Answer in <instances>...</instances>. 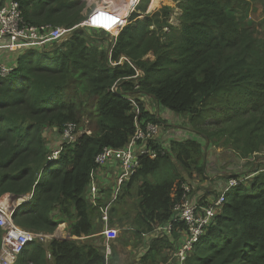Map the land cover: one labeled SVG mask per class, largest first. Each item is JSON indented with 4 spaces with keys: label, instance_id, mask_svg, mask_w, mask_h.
<instances>
[{
    "label": "trees",
    "instance_id": "obj_1",
    "mask_svg": "<svg viewBox=\"0 0 264 264\" xmlns=\"http://www.w3.org/2000/svg\"><path fill=\"white\" fill-rule=\"evenodd\" d=\"M18 1L30 25L66 28L71 36L28 50L18 56L11 73L0 74V199L33 193L32 200L18 207L14 222L49 235L67 224L72 239L33 245L16 264H109L105 246H97L95 238L81 239L95 235V216L100 214L86 192L102 150L122 149L134 135V103L142 119L157 120L145 108L143 96L183 117L184 128L195 135L171 143V153L189 177L206 178L212 164L200 139L215 147L235 135L240 138L236 151L245 156L264 153V40L254 36L245 0H165L177 3L179 27L170 24L174 9L169 6L144 19L134 13L111 53L80 26L86 19L85 1ZM159 4L153 0V7ZM148 55L154 60L145 59ZM122 58L128 61L113 65ZM69 123L83 129L88 123L94 131L65 143L59 160L50 163L45 131L61 132ZM171 153L155 160L142 157L129 183L140 184L136 198L147 226L143 237L174 218L182 196L175 192V178L148 180L164 162H173ZM246 174L186 264H264V167ZM230 178L240 180V175ZM185 230V223H177L171 235L178 241ZM2 235L0 228V250ZM163 259L168 262V256Z\"/></svg>",
    "mask_w": 264,
    "mask_h": 264
},
{
    "label": "built area",
    "instance_id": "obj_2",
    "mask_svg": "<svg viewBox=\"0 0 264 264\" xmlns=\"http://www.w3.org/2000/svg\"><path fill=\"white\" fill-rule=\"evenodd\" d=\"M141 1L131 0L130 5L125 7L123 12H119L121 8H117L113 12L112 7L119 6L117 0H115V4L111 3L110 0H104L102 5L98 6L89 17H86L80 26L107 34L109 39L101 41L100 46L111 53L119 35L130 23V18ZM70 33L71 30L52 25H30L25 20L24 10L18 0H0V53L13 52L16 59L28 50L45 49L51 43H62ZM123 61H128V59L122 58L121 61L113 65L122 64ZM7 62L9 61H4L0 57V74L2 77H6L16 67L7 65ZM139 73L138 71V75ZM117 91L118 87L115 85L113 92L117 93ZM134 106L137 113L134 135L122 149L106 147L102 150L96 158V167L91 173L90 185L86 192L87 200L94 207H99L102 190L98 182L104 181L105 185L111 189V201L107 206L99 207L102 215L101 221L104 224V230L101 235L104 236L108 243L115 241L119 235L118 230L109 226L111 209L136 175L140 168L142 157L155 160L159 155L163 156L171 153V143L173 141H186L195 138V135L188 129L178 125L175 126L172 122L167 121V123L157 117L156 121L142 119L137 104L134 103ZM51 130H54L60 139H57V143H55L57 145L52 150L50 148V163L59 160L65 143H75L81 135L92 134L89 129H83L76 123L65 125L61 132L56 129H48L46 134L51 133ZM200 141L205 142L204 139H200ZM211 167L212 164H208L206 178L208 173H213ZM251 177L248 178L250 179ZM241 181L244 180L228 179L222 187L223 189L218 199L209 203H202V201L192 197L193 187L186 184V182L181 183L177 192L181 193L182 196L174 207V218L157 228L154 232L155 235L151 234L152 237L150 236V238L167 237L171 235L175 224L185 223L186 230L176 249L175 260L176 264H186L195 245L220 212H222L230 192ZM11 197L12 199L5 196L0 199V228L3 232L0 264H16L20 256L31 245L45 244L53 238L59 239L55 235L34 233L18 226L14 222L13 216L18 209L21 197L15 195ZM33 197V193L28 194L26 202L28 203ZM4 203L7 205L5 206ZM105 252L108 256L110 253L109 246H107Z\"/></svg>",
    "mask_w": 264,
    "mask_h": 264
},
{
    "label": "rangeland",
    "instance_id": "obj_3",
    "mask_svg": "<svg viewBox=\"0 0 264 264\" xmlns=\"http://www.w3.org/2000/svg\"><path fill=\"white\" fill-rule=\"evenodd\" d=\"M85 1V8L83 10V14L86 17H89L98 6L102 5L104 0H81ZM160 2L159 5L155 6L154 9H151L150 6H153V0H142L139 6H142V8L137 7L136 11L134 13L139 14L141 19H144V16L147 15H153L157 12H159L163 7L169 6L174 9V13L171 16L170 24L175 27L180 26V17H181V11L178 9V5L176 2L168 3L165 0H158ZM248 3V8L250 10L249 12V19L248 22L252 25L254 29V36L264 40V0H245ZM128 0H117L118 8L124 9V5H126ZM144 10V12H142ZM92 30V29H89ZM166 33H170V30L168 28L165 29ZM92 33V32H91ZM23 53L22 55H24ZM145 59L148 60H154L153 55H148ZM121 61V59H120ZM126 61H123L125 63ZM140 72V71H139ZM144 75V73H139V75ZM69 98L71 96L69 95ZM162 113H170L172 112L166 108L161 107ZM173 125H178L182 128L186 126V121L183 117L178 116L176 120L172 121ZM174 126V127H175ZM81 127V126H80ZM86 129H90L91 132L94 131V127L90 126L88 123L85 124ZM50 130V129H49ZM181 130V129H180ZM48 131L46 130L45 133ZM51 133L47 134V137H49ZM46 137V138H47ZM230 140L227 137H224L221 142L225 143L221 146H215L211 145L209 142L203 143V149L208 152L207 160H210L212 163L211 171L213 173H208L207 178L200 177V176H194L189 177L186 171L180 167L176 161V155L171 153L173 162L168 163L164 162L163 169L156 175H153L152 177L148 178L149 181L153 183L160 182L167 178H175L176 180V189H179L181 182V179L183 182H186V184L191 185L192 188V197H195L196 199L202 201V203H209L213 202L218 199L222 187L225 185L228 179L234 175H240V180H244V177H246V171H251L252 169H256L257 167H264V153H256L251 156H245L241 151H236L235 149H239L238 145L236 144L240 138L236 137L235 135L232 136V138L229 136ZM203 140V139H202ZM49 141V140H48ZM55 142V140H54ZM50 143V141H49ZM53 143V141H52ZM231 144L232 146L228 145ZM211 148V150L209 148ZM212 154V156H211ZM259 163V164H258ZM216 173V175H215ZM245 174V175H244ZM254 175H252L253 177ZM181 178V179H179ZM179 179V180H178ZM178 180V181H177ZM140 184H135L133 186H128L124 189L123 193L121 194L120 202L117 204V207L114 211V214L117 215L119 221H120V228L121 232L120 239L121 242L124 244L127 241V235H130V231L134 229L135 237H136V245L140 243V241H145L147 245H151L153 243V239L150 237H143L141 236L142 232H145L147 230V226L145 223H143L140 219L139 212L137 210V190ZM7 198H11V195L5 196ZM3 199V198H2ZM8 199V200H11ZM67 224H62L57 229V232L55 234L58 238H63L67 234H69L68 229L66 228ZM140 229V232L138 231ZM61 230V231H60ZM63 231V232H62ZM49 235V234H48ZM133 236H130V238ZM76 239V238H75ZM163 243H166V241L160 240ZM158 241V243L160 242ZM156 244V255H150L146 261L143 264H155L157 260V264H159V261H163V264L165 260L163 257H165V254H163V250L165 249L161 244ZM140 246H138L139 248ZM34 248V246H33ZM133 257V255H132ZM136 259L140 260V254L136 255ZM134 260V257L132 258Z\"/></svg>",
    "mask_w": 264,
    "mask_h": 264
},
{
    "label": "crops",
    "instance_id": "obj_4",
    "mask_svg": "<svg viewBox=\"0 0 264 264\" xmlns=\"http://www.w3.org/2000/svg\"><path fill=\"white\" fill-rule=\"evenodd\" d=\"M150 8L154 9L153 6L152 7L150 6ZM91 31L93 32L92 34L94 36H96L98 39H100V42L109 39V36H107V34H105V33L95 31V30H91ZM69 38H67V40ZM107 46H108V44H107ZM34 51H36V50H34ZM0 57L4 61H9V62H7V65L17 66L19 57L15 59V53H13V52L0 53ZM141 99H142V101L144 100L145 108L147 109V111L152 113L153 115H156L157 118L163 120L164 122H167V121L172 122L173 120H176L178 118V116H176L175 113H173V112H172V114L167 113V112L162 113V109H161L162 106L160 104H158L157 102H155V100H153L152 98H149L147 96H143ZM45 137H47L46 133H45ZM47 139L50 141V148L52 150L53 147H55L57 145V144H55V143H57V139H60V138L56 135V132L54 130H51V135L49 137H47ZM54 140H55V142H54ZM52 141H53V143H52ZM108 171H110V169H108ZM98 183H99L101 190H102V198H101V201L99 203V207L107 206L109 204V202L111 201V197H112L111 189L109 186L105 185L104 181H99ZM11 196H13V195H11ZM119 202H120V200L114 204V206L111 210L112 212L110 214L109 226L112 228H115L120 233L121 232L120 221H119L117 215L114 214V211H115L117 204ZM94 208H97V207H94ZM101 216H102L101 212H100V214L97 212V215L95 216V227H96L95 235L84 237L81 239H82V241H86L88 239L94 240V238H95L97 246H99V247L105 246L106 248H107V246H109L110 247V253L107 256V258L109 260V264H143L146 260L142 261V259L146 255H151L149 253H154V252L156 253V248H155L156 244H153L154 242L151 243V245H147L145 243V241L143 240V241H140V243L136 245V237H135L136 231L134 229H132L130 231V235L129 234L127 235V241L125 244L123 242H121V240H119L120 234L117 236L115 241L108 243L107 240L104 238V236L101 235V233L104 230V224L101 221ZM130 236H133V237L130 238ZM65 237H63V238H65ZM59 239H62V238H59ZM181 239L182 238H180L177 241L176 237H174L173 235L172 236L169 235L165 238L166 243L162 244L161 241L159 243L157 242L158 244H161L165 248V250H163V254H165V257L168 256V262L164 263V264H176L175 252H176V249H177ZM62 240H66V239H62ZM33 245H37V244H33ZM33 245H31L27 249L31 248ZM138 246H140V247L138 248ZM171 248H172V250H171ZM137 254H140V258H141L140 260L136 259ZM132 255L134 257V260L132 259L133 258ZM21 256H20V258H21ZM154 263L157 264V260ZM159 264H163V262L159 261Z\"/></svg>",
    "mask_w": 264,
    "mask_h": 264
},
{
    "label": "water",
    "instance_id": "obj_5",
    "mask_svg": "<svg viewBox=\"0 0 264 264\" xmlns=\"http://www.w3.org/2000/svg\"><path fill=\"white\" fill-rule=\"evenodd\" d=\"M70 36H71V33L67 36V38H69ZM67 38H66V40H67ZM26 196L21 197V201L18 203V207H22L23 205H26L27 204V202H26L27 201ZM70 238H71V236L68 234L65 238H62V239H70Z\"/></svg>",
    "mask_w": 264,
    "mask_h": 264
},
{
    "label": "bare ground",
    "instance_id": "obj_6",
    "mask_svg": "<svg viewBox=\"0 0 264 264\" xmlns=\"http://www.w3.org/2000/svg\"><path fill=\"white\" fill-rule=\"evenodd\" d=\"M110 2L113 3V4H115V0H110ZM160 2H161V1H159V3H160ZM125 3H127V4L124 5V6H125V7H128V6L130 5V3H131V0H128V2H125ZM125 7H124V9L120 10L119 12H123V10H125ZM117 8H118L117 5L114 6V7H112V11L114 12V10L117 9ZM126 9H127V8H126ZM113 12H110V13H113ZM4 205L6 206L7 204L4 203Z\"/></svg>",
    "mask_w": 264,
    "mask_h": 264
}]
</instances>
